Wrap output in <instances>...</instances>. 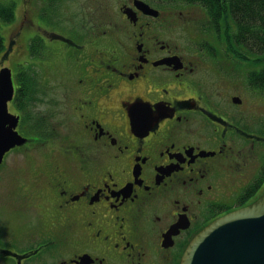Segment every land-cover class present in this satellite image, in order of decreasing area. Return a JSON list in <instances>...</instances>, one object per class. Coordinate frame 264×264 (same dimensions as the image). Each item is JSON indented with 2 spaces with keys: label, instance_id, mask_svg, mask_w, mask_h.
Returning a JSON list of instances; mask_svg holds the SVG:
<instances>
[{
  "label": "flooded vegetation",
  "instance_id": "obj_1",
  "mask_svg": "<svg viewBox=\"0 0 264 264\" xmlns=\"http://www.w3.org/2000/svg\"><path fill=\"white\" fill-rule=\"evenodd\" d=\"M77 1L17 3L9 58L58 110L15 96L31 170L0 166V264H181L264 192V0H85L100 27Z\"/></svg>",
  "mask_w": 264,
  "mask_h": 264
},
{
  "label": "water",
  "instance_id": "obj_2",
  "mask_svg": "<svg viewBox=\"0 0 264 264\" xmlns=\"http://www.w3.org/2000/svg\"><path fill=\"white\" fill-rule=\"evenodd\" d=\"M11 70L0 72V164L26 143L15 131L19 118L9 112L14 95ZM181 264H264V194L253 204L214 221L190 243Z\"/></svg>",
  "mask_w": 264,
  "mask_h": 264
},
{
  "label": "rangeland",
  "instance_id": "obj_3",
  "mask_svg": "<svg viewBox=\"0 0 264 264\" xmlns=\"http://www.w3.org/2000/svg\"><path fill=\"white\" fill-rule=\"evenodd\" d=\"M12 1H16V0H0V3L3 4H8L11 3ZM20 1V0H18ZM93 1V0H92ZM92 1H90L89 3H87L85 0H79L77 2H75L73 5H71V7H69L70 9L68 10L67 13V19L72 21L73 23H79V22H84L87 24V26L91 25V21H95L98 25V27L101 26V23L98 19L99 17V13L100 11L98 9H91L93 7V3ZM103 3H106V7H108L111 11L116 10L117 6H116V2L118 0H101ZM91 20V21H90ZM12 23H4L0 20V33L5 41V46L8 44L9 41V36L12 34L14 27L12 26ZM186 24V23H185ZM191 25V24H189ZM188 25V26H189ZM11 28V29H10ZM15 30V29H14ZM177 33H175V38L177 39L178 44L180 45H185V41L181 38L180 36V32L176 31ZM8 36V37H7ZM7 65H10V62H7ZM29 86H31L30 81H28ZM44 89L41 87V83L34 85V87L31 86V96L33 98V104L31 103H27V110H28V114L32 116H42L46 113L49 114H54L56 115L55 112H57L58 110V106H54L53 105V99H55L52 94L58 92V86H54L50 89L49 93L50 95L47 96L46 93H44ZM62 93V90H61ZM218 93H221V91L217 88V89H211L209 90V94H210V98L213 99V97H217ZM234 93V92H233ZM48 98H50L51 100H49ZM11 105V103H10ZM15 103L12 104V106H10L11 111L12 112H16L15 108ZM16 107V106H15ZM29 115V116H30ZM25 118V116H24ZM24 133V132H23ZM17 147V146H16ZM15 147V148H16ZM13 148V149H15ZM9 150L5 155H8V153H11V151L13 150ZM22 151V150H20ZM27 155L23 154L21 152H13L12 154H10L7 158V162H10V168H15V172H19L21 173H28L30 172V168L25 170L24 167L27 164ZM4 162V161H3ZM2 164H0L1 166ZM22 166V167H21ZM8 169L4 174H8V173H13V170ZM0 170L2 171V167L0 168ZM4 214V212H3Z\"/></svg>",
  "mask_w": 264,
  "mask_h": 264
},
{
  "label": "trees",
  "instance_id": "obj_4",
  "mask_svg": "<svg viewBox=\"0 0 264 264\" xmlns=\"http://www.w3.org/2000/svg\"><path fill=\"white\" fill-rule=\"evenodd\" d=\"M247 14H244L243 18H246ZM15 18V4L13 5H6V6H1L0 5V19L3 22H11ZM5 49V44H4V39L0 33V53L3 52ZM10 50V47L6 52ZM5 55V53H4ZM3 55V56H4ZM21 88L18 90V95H20V103H21V110L24 113L25 119L28 120L29 115L28 110H27V103L31 102L30 96H31V86H29L28 82L26 79H24V82L21 80Z\"/></svg>",
  "mask_w": 264,
  "mask_h": 264
}]
</instances>
